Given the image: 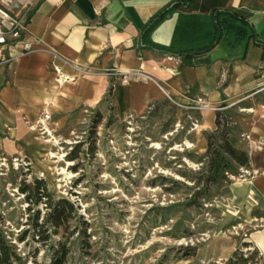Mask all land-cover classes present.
Instances as JSON below:
<instances>
[{
	"label": "rangeland",
	"instance_id": "374dc122",
	"mask_svg": "<svg viewBox=\"0 0 264 264\" xmlns=\"http://www.w3.org/2000/svg\"><path fill=\"white\" fill-rule=\"evenodd\" d=\"M201 100L167 99L124 120L84 110L61 129L51 119L50 136L38 129L49 146L40 159L27 146L14 154L6 145L8 154L0 141V258L4 243L10 264H227L236 251L264 264V207L252 213L236 198L249 168L208 165L215 129L201 127ZM227 117L246 151L253 114L236 105ZM36 180L72 205L58 227L47 223L46 198L35 204L34 190L31 202L22 192Z\"/></svg>",
	"mask_w": 264,
	"mask_h": 264
},
{
	"label": "crops",
	"instance_id": "0c3cea01",
	"mask_svg": "<svg viewBox=\"0 0 264 264\" xmlns=\"http://www.w3.org/2000/svg\"><path fill=\"white\" fill-rule=\"evenodd\" d=\"M176 1L42 0L30 14L26 32L34 52L14 59L0 53V141L5 151L9 154L6 145L9 149L14 145V154L27 146L33 157L45 155L49 146L38 131L45 109L61 129L84 110L110 109L124 120L167 99L183 104L202 99L201 127L212 131L223 97L229 106L248 102L254 125L240 143L246 147L252 178L234 189L250 212L256 205L262 210L264 0H194L173 10L144 40L149 22ZM226 10L245 18L255 39L236 45L222 40L203 53L181 47L167 53L183 18L187 22L179 30L181 42L185 48H199L214 32L211 15ZM59 71L74 81H59ZM133 71H143L153 81L130 80L123 85L121 77ZM259 244L264 247V241Z\"/></svg>",
	"mask_w": 264,
	"mask_h": 264
},
{
	"label": "trees",
	"instance_id": "16d2710c",
	"mask_svg": "<svg viewBox=\"0 0 264 264\" xmlns=\"http://www.w3.org/2000/svg\"><path fill=\"white\" fill-rule=\"evenodd\" d=\"M194 0H177L169 9L161 12L155 18H153L149 24L146 26L144 30V40L147 36L169 15L173 10L179 7H188L192 4ZM211 20L214 25V32L210 37L208 43L204 44L199 48H185V45L181 42V30L183 28L184 22H187L185 18L180 21V26L174 36L171 49L167 50V53H173V49H177L181 47V51L191 52V53H203L211 51L220 41H231L232 44L236 45L242 42L244 39L254 38V30L249 24V22L233 13L231 11H216L211 15ZM188 24V23H187ZM228 78L223 84L225 87L228 84ZM222 104L218 108L215 113V130L207 133V150H206V158L208 161V165L210 167H214L216 171H220L224 169V171L228 172V169L234 167L235 165L239 167L249 168L250 167V159L248 153L241 149L231 141L230 132H231V123L227 120V112L234 108V106H229L225 97H223ZM241 108H252V104L245 102L238 104ZM226 111V112H224ZM71 161H75L78 159V153L75 152L73 155L71 154L68 158ZM219 177V174L216 175ZM35 189H32L30 186H27L22 190L23 193L27 195V200L32 201L31 191L34 190L37 195L35 204H39L42 202L43 198H46L45 204L48 208L47 214V223L53 226H60V219L62 215V211L66 207H71V203L66 199H60L55 201L50 194L47 192L45 184L42 180L35 181ZM248 246L249 244H244ZM2 249L5 251V257L0 258V264H10L11 258L8 252V248H6L3 243ZM7 251V252H6ZM255 255H259L258 251L255 249ZM249 262V258H246L241 252L236 251L232 258L229 259L227 264H247Z\"/></svg>",
	"mask_w": 264,
	"mask_h": 264
},
{
	"label": "built area",
	"instance_id": "2783aa9c",
	"mask_svg": "<svg viewBox=\"0 0 264 264\" xmlns=\"http://www.w3.org/2000/svg\"><path fill=\"white\" fill-rule=\"evenodd\" d=\"M41 1L0 0V53H7L11 59H14L34 52V42L26 38V32L30 14ZM58 73L60 74V71ZM81 73L89 74L90 71L82 70ZM111 75L120 74L112 73ZM130 80L148 83L152 82L153 78L143 71L129 72L121 77L123 85H127ZM59 81L73 82L74 79L60 74ZM50 122L51 114L45 109L38 124L42 135L50 136Z\"/></svg>",
	"mask_w": 264,
	"mask_h": 264
},
{
	"label": "bare ground",
	"instance_id": "6f19581e",
	"mask_svg": "<svg viewBox=\"0 0 264 264\" xmlns=\"http://www.w3.org/2000/svg\"><path fill=\"white\" fill-rule=\"evenodd\" d=\"M50 142H51V141H50ZM55 144H56V142H55ZM50 156L53 157V154H50Z\"/></svg>",
	"mask_w": 264,
	"mask_h": 264
}]
</instances>
